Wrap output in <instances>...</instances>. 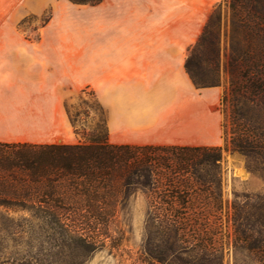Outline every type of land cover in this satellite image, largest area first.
Instances as JSON below:
<instances>
[{
	"label": "trees",
	"instance_id": "16d2710c",
	"mask_svg": "<svg viewBox=\"0 0 264 264\" xmlns=\"http://www.w3.org/2000/svg\"><path fill=\"white\" fill-rule=\"evenodd\" d=\"M69 1L98 5L103 0ZM185 67L197 88L224 83L223 147L115 145L109 142L105 115L102 126L85 143H0V157L10 150L18 160L17 169L27 175L18 181L22 182L20 189L50 192L13 199L1 196L0 207L29 214L17 222L0 214V231L36 228L73 241L57 250H29L16 264H84L99 246L81 232L108 227L129 192L153 186L155 155L171 154L177 163L190 165L195 188L209 192L213 208L221 207L219 196L214 194L220 176L211 169L201 173L199 166L220 168L223 151L244 156L249 170L264 178V0H227L225 16L220 6L214 9ZM66 109L69 113L67 104ZM168 199L166 215H157L158 206H150L157 213L153 216L150 212L148 224L155 221L159 228L175 234L185 228L203 233L188 251L179 248L177 263L223 264L222 246L209 236L210 230L220 228V217L206 213V197L196 192L193 198L172 195ZM174 205L191 212L177 213ZM231 209L234 264H264V193L236 196ZM0 258L4 259L0 264L15 263L7 247L0 248Z\"/></svg>",
	"mask_w": 264,
	"mask_h": 264
},
{
	"label": "crops",
	"instance_id": "0c3cea01",
	"mask_svg": "<svg viewBox=\"0 0 264 264\" xmlns=\"http://www.w3.org/2000/svg\"><path fill=\"white\" fill-rule=\"evenodd\" d=\"M50 9L52 17L37 31L22 25L30 16L42 22ZM175 9L163 0L90 7L0 0V143L75 137L66 103L89 88L106 110L112 144L222 146L216 106L224 83H193L185 67L192 47L176 31Z\"/></svg>",
	"mask_w": 264,
	"mask_h": 264
},
{
	"label": "rangeland",
	"instance_id": "374dc122",
	"mask_svg": "<svg viewBox=\"0 0 264 264\" xmlns=\"http://www.w3.org/2000/svg\"><path fill=\"white\" fill-rule=\"evenodd\" d=\"M163 2L172 3L173 11L177 7L178 24L176 25V31L180 35L187 36L190 47L196 44L214 9L220 6L223 15L225 16L227 13V0H163ZM81 5L95 6L91 4ZM52 15L53 10L50 9L41 18L42 22H37V16H30L23 21L22 25L25 28L37 31L44 24L43 22H47ZM86 28L89 30V26L84 25L83 30ZM174 29L175 25L173 23ZM66 104L75 137L60 139L54 144L88 142L93 132L100 125L102 126V117L106 116L105 108L89 88L82 89L78 94L68 99ZM216 107L222 116L223 127L225 114L221 98ZM10 152L9 150L5 156L0 157V197L13 199L18 196L37 197L49 194L50 192L45 189L41 191L20 189L23 188L20 186L22 182L18 181L27 179V175L17 169L18 160L15 158L14 153ZM153 158L156 161L153 163V186L139 188L136 192H129L125 204L118 208L115 218L108 227L81 232L89 242L99 246L84 264H178L177 251L180 250L179 248L182 249L180 251H188L191 243L198 242L199 238L202 239L203 233H195L193 230H186V228L176 234L163 230L155 224V221L154 225L148 224L149 214L152 212L151 214L156 216L158 212L157 215H166L165 202L169 200L168 196L193 198L196 192L206 197V213H209L212 217H220V228L210 230L209 236L215 238L214 241H218V244L222 246L223 264H234L232 247L234 236L230 221L231 203L236 196L243 198L245 195L264 193V178L260 174L249 170L244 156L235 152L223 151L220 168H209L206 165L199 166L201 173L205 174L208 169H211L212 173H218L220 176V185L218 189H214V194L219 196L221 207L213 208L211 206L212 200L209 199V192L202 193L195 188L193 169L190 165L177 163L175 156L171 154L155 155ZM187 185H190V189L187 188ZM192 188L194 189L191 190ZM60 193H63V191ZM155 201L159 204H156ZM151 205H157V210L160 211L156 212L154 208L151 210ZM179 206L174 205L173 211L185 214L191 212ZM0 214L12 217L17 222L23 216H28L29 213L27 211H16L14 208L0 207ZM69 243H73V241L62 238L56 232L40 231L36 228L26 231H0V248L7 247L14 254L15 263L11 261L13 264H16L17 258H21L29 250L32 253L39 248H54L53 250H57L56 248ZM184 256L188 257V253ZM67 259L68 257H65V260ZM3 261L4 259L0 258V263H3Z\"/></svg>",
	"mask_w": 264,
	"mask_h": 264
}]
</instances>
